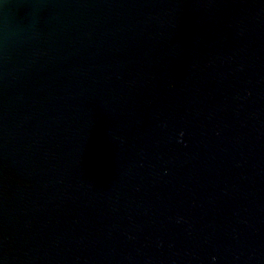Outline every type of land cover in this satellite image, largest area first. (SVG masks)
<instances>
[{
	"label": "water",
	"instance_id": "95a60500",
	"mask_svg": "<svg viewBox=\"0 0 264 264\" xmlns=\"http://www.w3.org/2000/svg\"><path fill=\"white\" fill-rule=\"evenodd\" d=\"M0 264H264V0H0Z\"/></svg>",
	"mask_w": 264,
	"mask_h": 264
}]
</instances>
